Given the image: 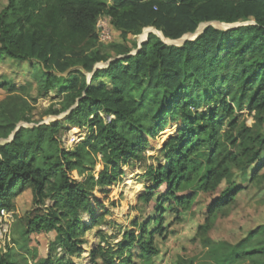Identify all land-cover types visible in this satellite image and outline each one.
<instances>
[{"label":"trees","instance_id":"1","mask_svg":"<svg viewBox=\"0 0 264 264\" xmlns=\"http://www.w3.org/2000/svg\"><path fill=\"white\" fill-rule=\"evenodd\" d=\"M7 1L0 12V62L41 63L46 88L64 93L63 110L76 105L66 118L68 129H89L73 149L57 144L49 151L57 143L59 121L37 127L33 140H25L26 129L20 128L12 141L0 144V215L11 212L23 224L20 249L26 251L40 234L56 232L65 253H77L83 232L111 214L106 202L122 181L124 167L145 159L151 140L170 121L183 124L163 147L165 164L147 170L151 186L140 198L152 212L133 219L117 250L101 244L93 249L96 264H137L136 257L158 255L166 211L183 221L198 193L218 191L234 168L246 171L256 165L252 179L264 168V0ZM106 14L122 33L124 50L117 55L124 57L112 59L98 46V20ZM213 21L252 23L228 30L210 25L182 46L150 33L136 54L131 52L137 44L125 42L147 27L178 40ZM72 68L75 76L62 84L59 74ZM85 72L93 73L90 83ZM203 106L209 109L200 112ZM245 106L254 119L251 126L237 116ZM97 164L102 169L96 179ZM26 190L35 208L20 215L16 198ZM242 190L228 186L221 191L199 225L195 239L216 264H264V243L253 242L264 235V225L236 244L208 236L220 211ZM47 199L53 204L44 209ZM82 210L89 224L81 219ZM13 252L1 250L0 264H20ZM36 264L62 263L49 254Z\"/></svg>","mask_w":264,"mask_h":264},{"label":"rangeland","instance_id":"2","mask_svg":"<svg viewBox=\"0 0 264 264\" xmlns=\"http://www.w3.org/2000/svg\"><path fill=\"white\" fill-rule=\"evenodd\" d=\"M8 5L7 0H0V12ZM225 23V22H222ZM252 22L225 23L228 25L243 24ZM231 26L222 27L221 30H228ZM99 48L103 52L113 55L112 59L124 57L117 55L124 48L122 33L114 25V19L110 15H103L99 18ZM219 29V28H218ZM232 29V28H231ZM150 33H155L163 37V33L154 27L145 28L138 35H128L126 45L134 46L131 54L139 49L142 40H145ZM168 45L182 46L179 41L171 42ZM171 42V43H168ZM107 63H99L96 68H104ZM75 68L68 70L62 75L61 82L68 85V82L75 76L70 74ZM43 66L36 60H13L5 59L0 62V144H4L12 139L14 133L20 128H25V140H33L36 135V128L40 125L51 124L55 121L63 125L57 133V143L51 145L49 151H53L56 145L73 149L80 142L86 140L89 135L87 126L81 128L68 129L66 118L76 105L67 110H63L65 96L58 88L47 89L43 76ZM88 83L91 82L93 73L85 72ZM209 108L203 106L200 112H205ZM62 110L60 114L55 111ZM241 121L245 120L251 126L254 119L250 111L245 106L243 110L237 112ZM182 121H170L168 126L155 139L151 140L146 157L142 161L135 162L131 166L124 167V177L117 182L111 192V201L106 202L111 214L105 221L97 226L83 232L80 237L84 243L74 255H68L59 246V235L56 232L40 234L37 239L29 243L27 250L19 248L20 230L23 224L11 213L0 215V251H14V258L20 264H36L43 261L49 254H52L57 263L62 264H96L92 259V251L98 245L105 249H118L117 244L123 240L125 230L132 228L134 218H145L152 212V207L140 201L146 189L151 186L150 178L146 172L151 167L165 164L163 147L165 143L177 135L178 129L182 126ZM264 162V160H263ZM256 165L246 171L234 168L230 176L223 182L220 189L215 192H199L189 208L184 212V220L178 221L176 214L166 211L163 217V235L157 236V243L160 253L152 258H137V264H178L179 261L195 260L197 264H216L208 255V250L204 249L199 240L195 239L199 225L205 222L208 207L220 195L221 191L228 186H242L243 190L238 194L235 202L223 208L214 225L208 232V236L216 242L225 241L236 244L249 232L264 225V168L252 179L251 174ZM101 165L97 164L93 168V174L97 179L101 172ZM87 174V173H86ZM79 180H84L85 175H78ZM133 181L128 183V179ZM99 187L96 188V191ZM97 196H100L96 192ZM20 215L35 208L33 194L31 190H26L16 198ZM53 204V200L47 199L42 205L47 209ZM168 206V204L166 205ZM89 215L87 211H81V219L87 222ZM139 234V232H137ZM163 236H167L165 239ZM254 245L264 243V235L253 240ZM85 258V259H84ZM99 262H101L99 260ZM118 264H127L117 261ZM244 264H250L246 262Z\"/></svg>","mask_w":264,"mask_h":264},{"label":"water","instance_id":"3","mask_svg":"<svg viewBox=\"0 0 264 264\" xmlns=\"http://www.w3.org/2000/svg\"><path fill=\"white\" fill-rule=\"evenodd\" d=\"M210 25H212V26H214V27H216V28H219V29H221L222 27H226V26H231V27H229L230 29L231 28H236V27H239V26H242L243 24H235V25H228V24H225V23H222V22H220V21H213V22H206V23H202L201 25H200V27L196 30V32H194V33H187V34H185L182 38H180V39H178V40H172V39H170V41L171 42H175V41H179L178 43H185L187 40H194V39H196L200 34H202L203 32H204V30H205V28L206 27H208V26H210ZM165 43H167V41H166V39H164L162 36H160V35H158ZM163 36H164V34H163ZM165 37V36H164ZM166 38V37H165ZM169 39V38H168ZM148 40V33H147V37H146V39L145 40H142L141 41V43H140V47H141V44L143 43V42H145V41H147ZM171 42H168V43H171ZM140 47H139V49H140ZM138 49V50H139ZM137 50V51H138ZM137 51L135 52V54L137 53ZM14 136H15V133H14V135L12 136V139L10 140V141H12L13 139H14ZM10 141H8V142H10Z\"/></svg>","mask_w":264,"mask_h":264},{"label":"bare ground","instance_id":"4","mask_svg":"<svg viewBox=\"0 0 264 264\" xmlns=\"http://www.w3.org/2000/svg\"><path fill=\"white\" fill-rule=\"evenodd\" d=\"M162 35H163V34H162ZM163 38H164V39H167V38H165L164 36H163ZM167 40H169V39H167ZM132 182H133V181L131 180V178L128 179V183H129V184H131ZM84 259H85V258H84Z\"/></svg>","mask_w":264,"mask_h":264},{"label":"built area","instance_id":"5","mask_svg":"<svg viewBox=\"0 0 264 264\" xmlns=\"http://www.w3.org/2000/svg\"><path fill=\"white\" fill-rule=\"evenodd\" d=\"M98 26H99V20H98ZM98 30H99V28H98ZM74 129H77V128H74Z\"/></svg>","mask_w":264,"mask_h":264}]
</instances>
